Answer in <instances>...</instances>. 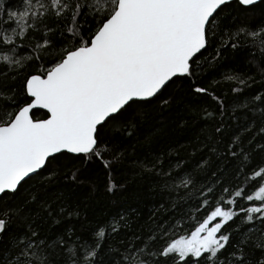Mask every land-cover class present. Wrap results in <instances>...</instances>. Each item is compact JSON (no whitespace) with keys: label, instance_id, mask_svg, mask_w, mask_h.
Instances as JSON below:
<instances>
[{"label":"snow or ice","instance_id":"obj_1","mask_svg":"<svg viewBox=\"0 0 264 264\" xmlns=\"http://www.w3.org/2000/svg\"><path fill=\"white\" fill-rule=\"evenodd\" d=\"M257 6L264 10V0H0V264H264V90L242 103L237 95L228 116L203 80L204 65L229 49L264 53V24L224 17L235 21ZM223 79L237 94L255 82ZM176 87L205 101L204 147L235 169L227 180L211 172L197 190L204 215L190 234L171 238L178 225L161 221L112 243L126 224L121 215L48 236L46 224L79 217L51 199L49 186L82 183L95 165L114 192L124 142L143 110L169 104ZM138 163L176 200L191 198L201 183L193 172L207 165L201 158L189 168L171 151Z\"/></svg>","mask_w":264,"mask_h":264},{"label":"trees","instance_id":"obj_2","mask_svg":"<svg viewBox=\"0 0 264 264\" xmlns=\"http://www.w3.org/2000/svg\"><path fill=\"white\" fill-rule=\"evenodd\" d=\"M15 3L16 0H8L9 6H14ZM228 15L227 12L224 13L225 23H243L250 26L264 24V10L260 6L246 17L240 16L235 21L228 19ZM205 55L209 53L206 52ZM227 74L251 76L255 82H250L251 87L245 89L243 94L233 93L229 82L223 79ZM203 80L205 84H211L216 94L223 98L228 108L227 115L231 116L237 95L241 96L239 102L242 103L245 96L264 90V53L249 47L229 49L211 66L204 65ZM213 81L217 83L213 84ZM172 94L174 99L169 104L146 107L138 120L135 136L124 142V157L114 165L112 171L111 179L119 186L114 192L106 190L108 177L103 169H98L95 165L83 173L82 183L71 184L61 178L49 186L51 199L55 201L57 197H61L69 207L78 208L79 217L74 216L71 220L64 218L60 223L46 224L48 236L55 237L69 225L78 232L83 231L98 221L118 219L121 215L125 217L126 224L112 243L127 239L133 234H146L161 221L165 225H178L175 235L170 233L171 238L190 234L204 215V209L198 211L196 208V201L201 199L196 194L197 190L203 183H211L214 179L211 172L215 171L222 180H227L235 169L222 154H214L204 147L211 131L210 122L200 115L205 101L187 95L186 89L181 87H176ZM211 104L215 108V102L211 101ZM237 116L240 122L245 121L239 110ZM164 151H171L174 159H182L189 168H193L195 162L201 158L207 161V165H202L193 172V176L201 183H197L192 189L190 199L185 197L183 200H176L175 194L170 196L157 177L142 173L138 162ZM221 170H224L223 173ZM2 247L3 243H0V248Z\"/></svg>","mask_w":264,"mask_h":264}]
</instances>
